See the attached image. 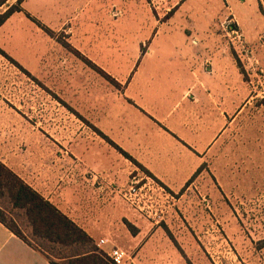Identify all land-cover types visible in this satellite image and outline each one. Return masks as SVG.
Masks as SVG:
<instances>
[{
    "label": "crops",
    "instance_id": "obj_1",
    "mask_svg": "<svg viewBox=\"0 0 264 264\" xmlns=\"http://www.w3.org/2000/svg\"><path fill=\"white\" fill-rule=\"evenodd\" d=\"M148 1L167 14L143 15V22L154 23L143 31V63L108 96L105 115L97 120L109 140L76 137L73 144H63L70 160L33 153L6 161L5 155L16 153L7 151L18 143L19 117L5 110L1 95L0 160L105 254L117 246L145 260L170 262L177 252L166 232L176 211L171 194L179 193L177 200L188 197L200 182L205 184L200 191H207L213 169L220 176L233 174L231 167L243 166L245 140L257 142L264 129L263 100L251 95L252 85L264 87V0ZM84 3L22 0L21 10L6 21L16 17L46 33L40 24L59 29ZM19 51L33 58L38 54L35 48ZM7 116L16 123L6 124L5 138ZM248 126L256 138H244ZM30 147L27 152L51 151L46 144ZM137 169L156 200L150 208L131 205L118 191ZM100 238L106 243L98 246ZM133 261L130 255L125 264ZM0 264L50 263L0 222Z\"/></svg>",
    "mask_w": 264,
    "mask_h": 264
},
{
    "label": "rangeland",
    "instance_id": "obj_2",
    "mask_svg": "<svg viewBox=\"0 0 264 264\" xmlns=\"http://www.w3.org/2000/svg\"><path fill=\"white\" fill-rule=\"evenodd\" d=\"M16 3L7 0L0 12ZM144 14L165 17L167 12L148 0H85L84 6L51 35L16 17L0 26L1 105L19 117L14 129L18 143L7 151L16 153L12 158L5 155L6 161L22 160L20 155L32 157L33 153L40 159L64 155L70 160L73 156L63 144H73L76 137L91 140L99 135L109 140L96 126L97 120L105 115L108 96L120 91L143 56V31L154 25L143 22ZM23 48H35L38 54L33 58L28 51L17 52ZM251 87V95L258 94L262 99L264 87ZM2 121L6 138V124H15L16 120L7 116ZM247 128L244 138H256L251 127ZM81 131L83 134H79ZM34 143L50 145L51 151L27 152ZM244 145L243 166L231 167L233 174L220 176L213 169L207 191H200L205 185L200 182L188 197L177 200L179 193L171 194L169 202L174 199L176 211L166 232L179 255L174 253L170 262H157L131 252L134 261L129 264H264V129L257 142L245 140ZM131 177L137 180L143 196L140 169L118 191L130 184ZM0 202H5L23 234L31 237L23 211L10 207L3 197ZM45 245L53 254L73 250Z\"/></svg>",
    "mask_w": 264,
    "mask_h": 264
},
{
    "label": "trees",
    "instance_id": "obj_3",
    "mask_svg": "<svg viewBox=\"0 0 264 264\" xmlns=\"http://www.w3.org/2000/svg\"><path fill=\"white\" fill-rule=\"evenodd\" d=\"M6 1L0 0V6ZM20 1L17 0L16 4H11L3 12H0V26L12 13L21 10L18 4ZM40 26L47 34H52L50 29L41 24ZM120 151L131 158L123 150L120 149ZM0 197H3L4 201H8L10 204L8 205L13 209L23 211L31 237L23 234L16 219L9 215L10 212L5 206V202H0V222L43 254L50 264H113L110 258L92 243L91 238L83 229L28 185L1 160ZM128 226L130 227V224ZM46 243L69 247L73 250L69 254H53L45 245Z\"/></svg>",
    "mask_w": 264,
    "mask_h": 264
},
{
    "label": "built area",
    "instance_id": "obj_4",
    "mask_svg": "<svg viewBox=\"0 0 264 264\" xmlns=\"http://www.w3.org/2000/svg\"><path fill=\"white\" fill-rule=\"evenodd\" d=\"M236 32V35L241 39V33ZM261 98L264 99V93L261 95ZM134 177L130 178V184L128 183L125 188L119 190L121 196L128 201L133 206H141L150 208L156 204V200L151 193L147 192L148 189L143 187V196L141 188L136 184ZM149 191V190H148ZM141 199L143 201L141 202ZM106 243V239L100 238L97 242L98 246H101ZM106 255L110 258L113 264H125L129 259L130 255L122 248L117 246H111L110 249L106 252Z\"/></svg>",
    "mask_w": 264,
    "mask_h": 264
}]
</instances>
